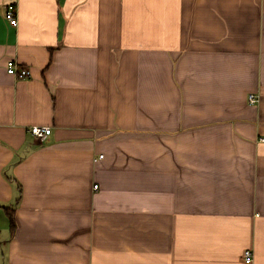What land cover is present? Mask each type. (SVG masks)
<instances>
[{
    "label": "crops",
    "instance_id": "crops-1",
    "mask_svg": "<svg viewBox=\"0 0 264 264\" xmlns=\"http://www.w3.org/2000/svg\"><path fill=\"white\" fill-rule=\"evenodd\" d=\"M10 1L0 264H264V0Z\"/></svg>",
    "mask_w": 264,
    "mask_h": 264
},
{
    "label": "built area",
    "instance_id": "built-area-1",
    "mask_svg": "<svg viewBox=\"0 0 264 264\" xmlns=\"http://www.w3.org/2000/svg\"><path fill=\"white\" fill-rule=\"evenodd\" d=\"M19 0H11L7 6L6 19L12 27L18 26V15H17V3ZM7 72L9 75L14 76L19 79H28L31 77V72L29 69L21 68L16 61L11 60L7 63ZM251 105H256L259 99L256 95L251 94L248 98ZM31 134L38 138L45 140L52 134V128L50 127H32L30 129ZM98 189V186H95ZM245 262L247 264H252L254 261V254L252 251H246L244 255Z\"/></svg>",
    "mask_w": 264,
    "mask_h": 264
},
{
    "label": "trees",
    "instance_id": "trees-1",
    "mask_svg": "<svg viewBox=\"0 0 264 264\" xmlns=\"http://www.w3.org/2000/svg\"><path fill=\"white\" fill-rule=\"evenodd\" d=\"M10 216H11V229L14 232L15 231V228H16V222H15L14 216L12 214Z\"/></svg>",
    "mask_w": 264,
    "mask_h": 264
}]
</instances>
